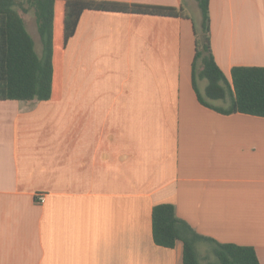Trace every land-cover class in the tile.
<instances>
[{
  "label": "crops",
  "instance_id": "0c3cea01",
  "mask_svg": "<svg viewBox=\"0 0 264 264\" xmlns=\"http://www.w3.org/2000/svg\"><path fill=\"white\" fill-rule=\"evenodd\" d=\"M96 1L189 19L85 11L62 46L55 2L50 100L0 102V264H182L181 243L152 239L164 204L264 264V118L198 102L186 0ZM209 16L228 80L232 68H264V0H209Z\"/></svg>",
  "mask_w": 264,
  "mask_h": 264
},
{
  "label": "trees",
  "instance_id": "16d2710c",
  "mask_svg": "<svg viewBox=\"0 0 264 264\" xmlns=\"http://www.w3.org/2000/svg\"><path fill=\"white\" fill-rule=\"evenodd\" d=\"M57 0H0V102H44L53 85L54 8ZM62 46L73 37L85 11L189 19L182 8L129 4L114 1L62 0ZM200 13L201 41L194 28L192 87L198 102L222 115L243 114L264 118V68L235 67L230 80L217 66L210 46L209 0H194ZM33 17L40 53L26 28ZM205 82L203 92L198 83ZM228 103L227 108L214 103ZM156 246L173 249L182 245V264H200L198 245L208 244L216 264H259L252 248L219 244L198 235L180 221L172 205L155 206L151 214Z\"/></svg>",
  "mask_w": 264,
  "mask_h": 264
},
{
  "label": "rangeland",
  "instance_id": "374dc122",
  "mask_svg": "<svg viewBox=\"0 0 264 264\" xmlns=\"http://www.w3.org/2000/svg\"><path fill=\"white\" fill-rule=\"evenodd\" d=\"M185 10L188 12L190 18H192L193 23H194V28L195 31L197 32L196 34H198V39L199 41H201V34H200V13L199 10L196 6V3L194 0H186L185 1ZM26 23H27V31L28 33L33 37L34 42H35V49L36 52L40 53V44H39V39L37 37L36 34V29L34 26V22H33V17L31 15H27L26 16ZM55 42L56 44L59 43L60 41V33H61V26L60 23L58 22V20L55 23ZM194 41H195V37H194ZM58 48V47H57ZM56 48V49H57ZM199 86V91L201 92V87ZM216 106L219 107H223V108H227L228 103H214ZM198 252H199V256H200V264H216V260L212 255L211 252V246L208 244H200L198 245Z\"/></svg>",
  "mask_w": 264,
  "mask_h": 264
},
{
  "label": "built area",
  "instance_id": "2783aa9c",
  "mask_svg": "<svg viewBox=\"0 0 264 264\" xmlns=\"http://www.w3.org/2000/svg\"><path fill=\"white\" fill-rule=\"evenodd\" d=\"M44 201H45V198L42 197V196H40V197L37 198V202L40 203V204H43Z\"/></svg>",
  "mask_w": 264,
  "mask_h": 264
}]
</instances>
